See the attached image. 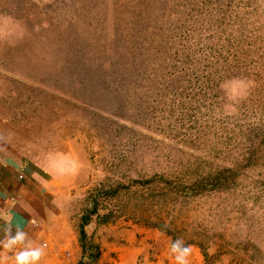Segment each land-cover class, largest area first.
Listing matches in <instances>:
<instances>
[{"label":"rangeland","instance_id":"obj_1","mask_svg":"<svg viewBox=\"0 0 264 264\" xmlns=\"http://www.w3.org/2000/svg\"><path fill=\"white\" fill-rule=\"evenodd\" d=\"M0 137L83 264H264V0H0Z\"/></svg>","mask_w":264,"mask_h":264},{"label":"crops","instance_id":"obj_2","mask_svg":"<svg viewBox=\"0 0 264 264\" xmlns=\"http://www.w3.org/2000/svg\"><path fill=\"white\" fill-rule=\"evenodd\" d=\"M47 178L33 169V162L25 159L20 150L7 144L6 137H0V241L5 239L3 217L7 215L13 234L20 229L27 233L33 247L44 246L46 254L39 264H76L83 255L82 247L67 229L66 232L57 229L55 196ZM128 232L132 235V246L145 253L143 264H163L165 245L161 232L149 228H131ZM21 248L6 251L0 246V254L8 257L7 264H15V255ZM149 249L154 255L152 259H148ZM168 251L170 261L176 263L175 256Z\"/></svg>","mask_w":264,"mask_h":264},{"label":"clouds","instance_id":"obj_3","mask_svg":"<svg viewBox=\"0 0 264 264\" xmlns=\"http://www.w3.org/2000/svg\"><path fill=\"white\" fill-rule=\"evenodd\" d=\"M3 218L6 221L5 239L0 241V246L6 251L22 246L21 250L15 255V264H39L46 254L44 246L33 247L27 233L20 229H17L13 234L10 217L5 215ZM171 252L175 256L176 264H190L189 258L192 248L186 245L183 240L177 239L173 241ZM7 260L8 257L6 255L0 254V264H7Z\"/></svg>","mask_w":264,"mask_h":264},{"label":"trees","instance_id":"obj_4","mask_svg":"<svg viewBox=\"0 0 264 264\" xmlns=\"http://www.w3.org/2000/svg\"><path fill=\"white\" fill-rule=\"evenodd\" d=\"M86 219V216L83 217V222L81 224V228L79 229V233H80V241H81V246H82V251H83V255L82 257L80 258V260L77 262V264H83L84 262V259L86 258V256H88L89 258H92L93 255L91 254V250L89 249L90 252H87V254L85 253V241H84V230H83V223H84V220Z\"/></svg>","mask_w":264,"mask_h":264}]
</instances>
